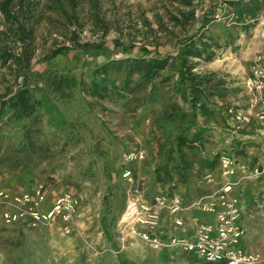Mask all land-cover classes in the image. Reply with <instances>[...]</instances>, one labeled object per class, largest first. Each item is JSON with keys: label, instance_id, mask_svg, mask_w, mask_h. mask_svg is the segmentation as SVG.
Instances as JSON below:
<instances>
[{"label": "rangeland", "instance_id": "1", "mask_svg": "<svg viewBox=\"0 0 264 264\" xmlns=\"http://www.w3.org/2000/svg\"><path fill=\"white\" fill-rule=\"evenodd\" d=\"M231 2L193 0L195 20L180 27L170 21L176 8H186L180 0H10L9 10L33 39L29 69L24 60H0V102L27 75L41 104L21 119L8 110L0 117V191L40 186L49 198L70 191L78 211L66 231L58 219L7 223L0 203V264H206L125 236L120 220L134 189H143L137 176L146 190H156L184 171L191 201L205 191L191 179L205 172L208 180L221 154L255 160L264 154V135L237 130L227 112L249 109L243 82L254 61L264 60V0L246 20ZM202 22L197 44L204 51L188 59L197 76L192 89L190 78L180 80L178 51ZM16 24L0 12V55L21 54ZM151 57L167 64L150 78L128 70L130 60ZM179 135L194 138L191 148L182 146L184 168ZM134 149L144 158L130 164L139 166L132 183L122 167ZM245 197L247 246L264 264V190L253 186Z\"/></svg>", "mask_w": 264, "mask_h": 264}, {"label": "built area", "instance_id": "2", "mask_svg": "<svg viewBox=\"0 0 264 264\" xmlns=\"http://www.w3.org/2000/svg\"><path fill=\"white\" fill-rule=\"evenodd\" d=\"M243 86L249 96V109L229 107L227 112L234 119L237 130L247 127L252 122L264 135V60L254 61L250 74L244 79ZM144 158L142 150H129L124 154L122 177L134 183L133 162ZM221 180L219 187L210 195L209 201L195 205L201 206L204 211L214 212L213 221L200 222L194 230V237L161 238L155 230L160 226L163 211L171 214L183 208V198L179 194H156L150 201L145 200L138 188L127 200L125 210L121 216V232L125 236L138 238L149 247L157 251L181 250L193 254L206 264H259L261 259L241 246L246 234L243 225V205L233 186L242 180L264 175V163L250 172L244 173L237 182L229 178L236 172V159L229 154L219 157ZM207 181L212 182L213 176L208 174ZM2 218L7 223L21 220L33 224L58 219L64 224L66 231L75 220L78 211L77 197L70 191L56 194L48 200L47 193L42 187L16 192L0 191ZM180 224V221H176ZM178 253V252H176Z\"/></svg>", "mask_w": 264, "mask_h": 264}, {"label": "trees", "instance_id": "3", "mask_svg": "<svg viewBox=\"0 0 264 264\" xmlns=\"http://www.w3.org/2000/svg\"><path fill=\"white\" fill-rule=\"evenodd\" d=\"M182 5L186 6V8H182L179 6L176 8L174 12L171 13L170 21L173 26H185L189 22L195 20V9L192 8L193 0H180ZM231 5H234L237 8V12L239 17L253 18L256 16L258 12V3L260 0H241L243 2H239V0H231ZM10 0H3L0 2V12L3 13L7 18L12 20L16 24V32L18 35L19 41L22 44V52L20 55H13L10 52L3 53L0 55V60L7 61L8 59H14L15 62L20 65L23 64V60L25 61L24 66L26 69H29L31 52H30V43L33 39V34L31 28H26L22 20L16 19L14 13H12L8 5ZM242 3V4H241ZM241 4V5H240ZM22 3H18V7L22 8ZM24 12V10H23ZM243 18V19H244ZM205 28V23L202 22L196 32L190 34L187 38L182 39L180 42V48L178 51V56L180 58L179 62V74L180 80L185 78H190L192 89L196 88V83L194 79L197 76L192 72V69L195 67V63L189 64V57H201L204 51L203 48L198 46L197 43L203 44L201 42L203 32L202 30ZM74 34V33H73ZM75 35V34H74ZM83 45V44H81ZM87 45L84 44V47ZM64 48H57L50 52L49 57H54L60 53H62ZM167 64V60L162 57H151L149 59L144 58H135L130 60V65L128 66L129 71L138 70L142 73V76L147 79L150 78L158 69H162ZM23 83L21 87L16 89L11 96L7 99H4L0 102V117L2 114L6 113L5 111H10L11 115L16 119H21L22 117L30 116L34 111L40 106L41 101L39 98L35 97L33 93L30 91L28 83H27V75L23 76ZM202 106V104H200ZM194 142V138L188 139L185 136L179 135L177 136V152L180 154V162L182 168L185 166H189L188 163L182 157V146H186L191 148L192 143Z\"/></svg>", "mask_w": 264, "mask_h": 264}, {"label": "crops", "instance_id": "4", "mask_svg": "<svg viewBox=\"0 0 264 264\" xmlns=\"http://www.w3.org/2000/svg\"><path fill=\"white\" fill-rule=\"evenodd\" d=\"M254 125H258L255 122H252L249 124L245 131L250 133L253 137L261 136L262 133L258 129V127H255ZM260 138V137H259ZM260 154L264 153V151H260ZM264 154L260 157L259 160H255L253 157H235L236 159V172L233 176H231L229 179L231 181L237 182V180L246 172H250L253 169L259 167L262 163H264ZM240 158V159H239ZM259 161V162H258ZM137 167L139 166H132V170L135 173L137 170ZM209 171L212 173L213 181L209 182L203 178L205 172L202 174V177H193L192 183L194 184L195 188H201L204 186L205 191L202 193H196L195 196H193L191 201H189L188 196L192 194V190L188 192V190L183 191L185 187L188 186L189 182L188 179H186L185 174H183L184 171H179L178 176L176 178H171V180L166 184L164 189H156V190H146L145 189V183L143 182V179H139L137 176V182L136 184L143 188L140 190L141 196L147 200L150 201L156 194L165 193V194H179L183 198V208L178 210L176 213H169L167 211H163L161 215L160 220V226L155 230L157 234L161 236V238L165 239L168 238L171 235L177 236V237H188L193 238L194 237V230L198 223L200 222H207V221H213L215 219L214 212L210 211H204L201 206L193 204L194 201L200 200L201 203H205L209 201L210 195L219 187L220 180H221V174H220V164L217 166L216 169H209ZM217 172V174H215ZM187 180V181H186ZM138 186V187H139ZM253 186L258 187L259 191L264 190V175L256 177V178H248L242 180L239 184L233 186V191L239 195L242 205H243V225L246 229V234L244 238L241 241V246L245 248L246 250L256 253L254 250L249 248L247 246V239H248V231H247V225H246V208H247V198L245 197L247 191H250V188ZM260 186V187H259ZM262 188V190H260ZM48 196V194H47ZM54 196V195H53ZM52 196V197H53ZM49 198L48 200L52 199ZM176 221H180V224ZM172 251H169V253Z\"/></svg>", "mask_w": 264, "mask_h": 264}]
</instances>
